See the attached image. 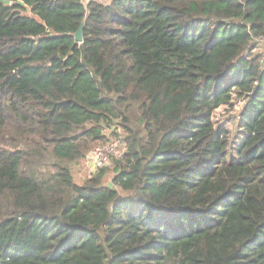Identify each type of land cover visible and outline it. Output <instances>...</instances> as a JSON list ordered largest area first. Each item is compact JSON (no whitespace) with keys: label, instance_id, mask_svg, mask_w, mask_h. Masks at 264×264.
I'll list each match as a JSON object with an SVG mask.
<instances>
[{"label":"trees","instance_id":"16d2710c","mask_svg":"<svg viewBox=\"0 0 264 264\" xmlns=\"http://www.w3.org/2000/svg\"><path fill=\"white\" fill-rule=\"evenodd\" d=\"M8 1L0 264H264V0Z\"/></svg>","mask_w":264,"mask_h":264},{"label":"built area","instance_id":"2783aa9c","mask_svg":"<svg viewBox=\"0 0 264 264\" xmlns=\"http://www.w3.org/2000/svg\"><path fill=\"white\" fill-rule=\"evenodd\" d=\"M253 51H256L255 54H258L259 60L261 64H264V36L255 37L252 40ZM248 53V52H247ZM254 53V52H253ZM237 100H241L243 104V99L238 98ZM226 108H229L227 105H224ZM235 120H238V116H236ZM214 121V118H213ZM216 123V122H215ZM103 131L108 136V142L105 145H97L93 149H91L85 155V167L84 172L87 174L95 172L100 167L109 166L114 159H119L123 155L126 150V145L122 142V138L120 136H113L111 133L113 131L119 132L120 129L116 124L110 126H104Z\"/></svg>","mask_w":264,"mask_h":264},{"label":"rangeland","instance_id":"374dc122","mask_svg":"<svg viewBox=\"0 0 264 264\" xmlns=\"http://www.w3.org/2000/svg\"><path fill=\"white\" fill-rule=\"evenodd\" d=\"M105 3H107V1ZM253 52L255 53L257 52V50ZM232 104H233L232 106H228L229 108H226L225 106L219 107L218 109L215 110V113L213 116L215 126L224 125V127L230 132V137H229L230 146L228 148V154H231L234 143L237 141V137H240L239 128L236 125L235 118L241 108L242 103H241V100L234 99L232 101ZM79 169L81 170L82 173L84 172V168L81 165L76 166L74 168L73 174L77 181L81 180L80 179L81 175H82V178L85 176V174L84 173L82 174L79 171ZM111 175L112 173L105 174L104 178H106L107 182H109V180L111 179Z\"/></svg>","mask_w":264,"mask_h":264},{"label":"water","instance_id":"95a60500","mask_svg":"<svg viewBox=\"0 0 264 264\" xmlns=\"http://www.w3.org/2000/svg\"><path fill=\"white\" fill-rule=\"evenodd\" d=\"M2 3L9 5L10 1L8 0H2ZM18 4H22L21 1H17ZM82 27H83V23L80 24L79 28L77 29V31L74 34V38L76 42H80L82 40Z\"/></svg>","mask_w":264,"mask_h":264},{"label":"crops","instance_id":"0c3cea01","mask_svg":"<svg viewBox=\"0 0 264 264\" xmlns=\"http://www.w3.org/2000/svg\"><path fill=\"white\" fill-rule=\"evenodd\" d=\"M236 125H238V124H237V121H236ZM239 132H240V131H239ZM239 132H238V133H239ZM239 136H240V133H239Z\"/></svg>","mask_w":264,"mask_h":264},{"label":"clouds","instance_id":"9594fccd","mask_svg":"<svg viewBox=\"0 0 264 264\" xmlns=\"http://www.w3.org/2000/svg\"><path fill=\"white\" fill-rule=\"evenodd\" d=\"M238 121V120H237Z\"/></svg>","mask_w":264,"mask_h":264}]
</instances>
